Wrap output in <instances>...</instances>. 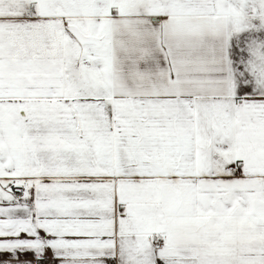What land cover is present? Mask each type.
Returning <instances> with one entry per match:
<instances>
[{
  "label": "snow or ice",
  "instance_id": "1",
  "mask_svg": "<svg viewBox=\"0 0 264 264\" xmlns=\"http://www.w3.org/2000/svg\"><path fill=\"white\" fill-rule=\"evenodd\" d=\"M0 264H264V0H0Z\"/></svg>",
  "mask_w": 264,
  "mask_h": 264
}]
</instances>
